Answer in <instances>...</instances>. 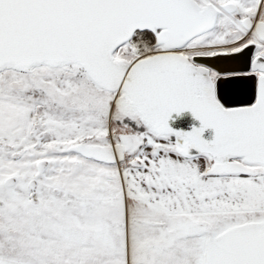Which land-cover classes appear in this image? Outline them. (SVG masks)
I'll list each match as a JSON object with an SVG mask.
<instances>
[{"label":"snow or ice","instance_id":"6c2138e0","mask_svg":"<svg viewBox=\"0 0 264 264\" xmlns=\"http://www.w3.org/2000/svg\"><path fill=\"white\" fill-rule=\"evenodd\" d=\"M0 264H264V0H0Z\"/></svg>","mask_w":264,"mask_h":264},{"label":"water","instance_id":"95a60500","mask_svg":"<svg viewBox=\"0 0 264 264\" xmlns=\"http://www.w3.org/2000/svg\"><path fill=\"white\" fill-rule=\"evenodd\" d=\"M192 116H191V114L190 113H185L184 114V117H183V121H184V123H189V122H191L192 121Z\"/></svg>","mask_w":264,"mask_h":264}]
</instances>
